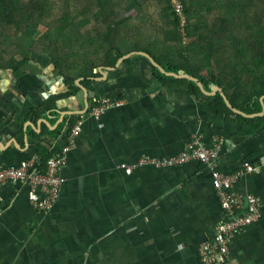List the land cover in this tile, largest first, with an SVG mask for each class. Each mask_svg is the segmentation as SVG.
<instances>
[{
    "label": "crops",
    "instance_id": "crops-1",
    "mask_svg": "<svg viewBox=\"0 0 264 264\" xmlns=\"http://www.w3.org/2000/svg\"><path fill=\"white\" fill-rule=\"evenodd\" d=\"M130 57L132 74L124 61L99 67L92 89L78 79V93L50 109L47 100L67 88L47 59L39 60L48 69L42 74L17 78L0 70V168L56 154L68 120L90 111L96 97L115 93L122 101L83 123L53 211H36L26 187L0 186V264H200L199 245L223 220L208 170L191 161L128 174L123 165L177 156L193 136L218 139L222 173L255 164L264 153V96L259 111L248 105L246 114L230 104L243 116L225 104L226 112L185 85L157 82L143 56ZM235 191L258 198L261 209L259 219L232 238L229 263L264 264V168Z\"/></svg>",
    "mask_w": 264,
    "mask_h": 264
},
{
    "label": "trees",
    "instance_id": "trees-1",
    "mask_svg": "<svg viewBox=\"0 0 264 264\" xmlns=\"http://www.w3.org/2000/svg\"><path fill=\"white\" fill-rule=\"evenodd\" d=\"M179 1L186 16V43L169 0H0V70L17 78L42 74L39 60L47 59L50 72L67 88L47 100L45 108L50 109L57 99L78 93V79L92 89L99 67H115L125 55L146 52L166 72L193 76L206 91L220 87L234 108L246 114L252 111L248 105L258 110L264 96V0ZM122 11L130 16L120 17ZM145 60L157 82L185 85L196 97L231 112L218 93L204 96L196 83L166 76ZM131 61L124 60L130 74ZM100 99L92 100L89 110ZM75 118L79 116L68 120L70 128Z\"/></svg>",
    "mask_w": 264,
    "mask_h": 264
},
{
    "label": "built area",
    "instance_id": "built-area-1",
    "mask_svg": "<svg viewBox=\"0 0 264 264\" xmlns=\"http://www.w3.org/2000/svg\"><path fill=\"white\" fill-rule=\"evenodd\" d=\"M169 2L178 18L182 40L186 43L183 31L186 16L183 5L179 0ZM121 105L122 101L112 96L101 98L97 106L80 115L74 125L67 129L68 135L56 154L43 162L34 157L15 166L0 168V186L5 183H17L26 187L28 200L35 210L43 213L52 211L62 187L67 183L64 169L69 153L76 147L83 123L89 118L99 119L108 109ZM219 149L220 143L216 137L212 138V143H207L200 136H193L177 156L164 159L149 157L133 165H123L128 174L140 166L178 167L191 161H196L203 169L208 170L212 189L223 212V220L214 227L213 234L199 245L200 264H230L228 253L232 238L260 217V200L252 195H240L235 190L244 177L256 175L264 168V153L255 164L244 163L236 171L225 174L219 171Z\"/></svg>",
    "mask_w": 264,
    "mask_h": 264
},
{
    "label": "water",
    "instance_id": "water-1",
    "mask_svg": "<svg viewBox=\"0 0 264 264\" xmlns=\"http://www.w3.org/2000/svg\"><path fill=\"white\" fill-rule=\"evenodd\" d=\"M132 55H141V56L147 58V59L150 61V63H151L154 67L158 68V69L161 71V73L165 74L166 76H171V77H174V78H177V79H186V80H189V81H192V82L196 83V85H197V87L199 88V90H200L203 94H205V95H214L216 92H219L220 95H221L222 98H223V101L225 102V104L227 105V107H228L229 109H231L232 111H234V112H236V113H239V114L245 116L242 112H240V111H238V110H235V109L230 105V103L228 102V100L226 99V97L224 96V94L222 93V91L220 90V88H218V87H214L210 92H207V91L204 89L202 83H201L200 81H198V79H196L195 77L190 76V75L185 74V73H172V72H166V70H165L160 64H158L150 54H148V53H146V52H133V53H130V54H128V55H125L124 57H122V58L118 61V64L121 63L122 61H124L125 59L129 58V57L132 56ZM79 81H80V80H79ZM79 81L77 82L78 85L80 84Z\"/></svg>",
    "mask_w": 264,
    "mask_h": 264
},
{
    "label": "rangeland",
    "instance_id": "rangeland-1",
    "mask_svg": "<svg viewBox=\"0 0 264 264\" xmlns=\"http://www.w3.org/2000/svg\"><path fill=\"white\" fill-rule=\"evenodd\" d=\"M40 66L43 68V66H44V65H43V63H41V65H40ZM49 68H50V69H52V66H51V64H48V69H49ZM48 69H46V70H45V72H46ZM185 80H186V79H185Z\"/></svg>",
    "mask_w": 264,
    "mask_h": 264
},
{
    "label": "clouds",
    "instance_id": "clouds-1",
    "mask_svg": "<svg viewBox=\"0 0 264 264\" xmlns=\"http://www.w3.org/2000/svg\"><path fill=\"white\" fill-rule=\"evenodd\" d=\"M110 96H111V95H110ZM112 97H113V96H112ZM117 100H119V99H117ZM120 101H121V100H120ZM86 112H87V111H86ZM86 112H85V113H86ZM83 114H84V113H83ZM80 115H82V114H80ZM79 117H80V116H79Z\"/></svg>",
    "mask_w": 264,
    "mask_h": 264
}]
</instances>
